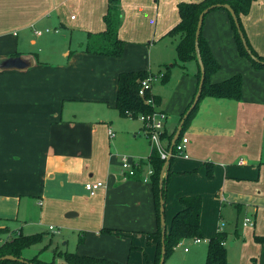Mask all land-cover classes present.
Instances as JSON below:
<instances>
[{
	"label": "crops",
	"instance_id": "1",
	"mask_svg": "<svg viewBox=\"0 0 264 264\" xmlns=\"http://www.w3.org/2000/svg\"><path fill=\"white\" fill-rule=\"evenodd\" d=\"M198 1L121 0L118 35L124 53L116 57L85 49L90 35L106 29L109 0H0L1 227L10 226L13 236L29 228L26 233L45 237L47 227H58L59 250L72 251L75 243L79 254L121 264L154 261L157 248L148 242V234L158 229V219L149 157L137 159L139 171L130 176L123 172L118 152L121 143L130 146L134 137L147 133L144 127L141 132L117 128L127 117L106 108L118 111L121 72L154 73L156 67L172 63L171 55L154 61V50H164L166 40L174 37L168 32L180 22L179 4ZM241 19L250 43L264 56V0H255ZM48 28L55 33L40 39ZM202 34L221 65L211 82L242 71V97L201 98L184 132L189 158L175 156L171 165L167 227L183 207L180 197L201 195L202 239L207 242L224 231L230 263L264 264V243L256 239L264 237V70L255 69L240 54L226 9L206 15ZM74 38L77 47L72 49ZM39 39L45 44L39 47L41 53L34 50ZM62 39H69L67 46L53 47ZM49 50L60 57H52ZM184 68L191 75L179 79L168 102L162 104L163 94L152 86L161 97L157 111L166 113L169 125L197 92L198 63L189 61ZM171 77L172 71L163 83ZM98 180L105 186L90 195L85 183ZM225 211L244 214L232 239L221 226ZM247 218L255 225H245ZM187 241L182 245L188 247ZM45 243L53 245V238ZM205 246L208 243L197 248L206 259Z\"/></svg>",
	"mask_w": 264,
	"mask_h": 264
},
{
	"label": "trees",
	"instance_id": "2",
	"mask_svg": "<svg viewBox=\"0 0 264 264\" xmlns=\"http://www.w3.org/2000/svg\"><path fill=\"white\" fill-rule=\"evenodd\" d=\"M254 1L255 0H201L198 2H181L179 4V13L181 17L180 22L168 32L169 35L178 37V43L176 46L177 61L174 63V65H181L184 67L187 62L195 60L198 63L197 78L199 85L201 78V67L195 44L199 16L201 12L207 7L215 5L205 14V17L213 10L221 8L226 9L223 7V4H229L234 9L239 18L241 28L247 39L252 54L255 57H253L247 51L241 36L239 35L234 18L231 12L226 9L230 14L232 27L235 32L236 43L240 54L243 57H248L252 61V64L255 68H264V56L260 55L250 43L241 19V15L249 13ZM104 21L106 23V29L101 33L90 35L88 41L85 43V49L90 53L120 57L124 53V41L118 35V30L122 22L121 0H109V7L107 13L104 16ZM199 48L206 70L203 90L198 103L185 120V124L178 138V142L183 138L184 132L187 129L191 118L198 109L201 98L212 96L216 98L240 99L242 97L243 79L239 73L221 82H211L212 74L219 70L221 65L214 57L206 38L202 34V30L199 37ZM171 71L172 68L167 66L165 71L162 73V82H167L170 79ZM154 76H156V74L151 73L146 69L124 71L119 74L116 109L121 116L136 118L142 114L147 115L157 111V107L161 104V97L159 95L154 94L152 89L148 90L146 96H141L139 94L142 81ZM148 97H152L154 103H148ZM192 103L193 101L191 104ZM191 104L188 106L186 111L189 109ZM186 111L181 115L179 122ZM176 129L177 126L170 130L165 126L163 132L161 133V139L168 150ZM175 156L177 155L176 148L174 147L170 161L165 168V174L162 177V171L166 165L167 159H163L157 148L152 145L151 154L149 156V164L152 169V173L149 176V181L152 183V189L154 193L158 229L155 232L148 234V242L156 244L157 248L155 259L151 264H159L161 259L163 227L161 225L160 217V197L162 192L165 200H167L168 186L172 172L171 165ZM209 174L212 176L211 173ZM161 179L163 182V188L160 187ZM180 202L182 203L183 207L173 215L171 223L167 227L165 236L166 259L175 250V248L178 247L180 242L195 238H204L201 226L203 203L202 196H182L180 197ZM2 230L4 229L0 228V232H2ZM109 232L111 231L109 230ZM44 237V233H34L30 235H25L22 232L16 233L11 239L5 240L1 244L0 257L11 254L16 257L25 258L35 264H121L106 258L95 257L87 254H79L75 251H62L58 248L54 249V259L51 261L42 260L38 256L26 258L23 255L24 250L42 242ZM256 239L264 243V237L256 236ZM226 240L227 233L224 231H218L215 236L208 239L205 264H232L228 260ZM12 262L16 264H29L26 262L12 261L8 259L0 261V264H9ZM125 264L137 263L127 262Z\"/></svg>",
	"mask_w": 264,
	"mask_h": 264
},
{
	"label": "rangeland",
	"instance_id": "3",
	"mask_svg": "<svg viewBox=\"0 0 264 264\" xmlns=\"http://www.w3.org/2000/svg\"><path fill=\"white\" fill-rule=\"evenodd\" d=\"M49 29V28H48ZM66 31V30H63ZM54 29H49V32H46L44 30V35L42 38L40 39H45L46 37H49L51 35H53ZM64 32H60V34L58 35L59 38L60 35H62ZM40 39L38 40V44L37 46L34 47V50L36 52L41 53V51H39V47L41 48L42 46H44L45 48V44L40 42ZM69 39H62L60 42H56L54 44L53 47H58V46H62V45H66L69 43L68 41ZM77 38H74L71 48L74 49L75 47H77V42H76ZM175 41V42H174ZM178 42V37H171L170 39L168 38L166 40V46L164 50H161L160 48H156L154 50L153 53V57H154V61L158 60L160 56L163 55H167L170 56L171 55V61L170 62H166L163 65H160L158 67H156L153 71L154 74H156V76L158 77L154 82H153V88H155L154 90H156L157 92L163 94V101L162 104L164 102H168L169 98H172V94H173V90L176 87V84L178 83L179 79H181L182 77H184L185 79L188 77V75H191V72L189 71V69L187 70L186 68H184L181 65H176L175 67L172 68V77H171V81L169 83H163L162 80L160 79V72L164 71L166 69V67L168 65L173 64V61L176 62L177 61V53H176V44ZM51 56H56V57H60V54L54 50H49ZM44 58V57H43ZM56 60V59H54ZM244 60L247 61V63L249 65H251L252 67V61L247 57H244ZM245 62L242 63V65H244ZM156 63H154L155 65ZM153 65V67H154ZM255 68V67H254ZM257 69V68H255ZM259 69H263L264 68H259ZM238 73V71H237ZM239 74H241L242 79L244 81V76L242 71H239ZM180 88V87H179ZM180 90H182V88H180ZM109 112L108 113H118V111H116L115 109H109L108 107L106 108ZM180 117H173L172 120L170 121V125L169 123H165V126L170 128V127H175V125L179 122ZM145 122L142 120L141 116L139 117H127V118H123L119 123H118V127L120 128H129L131 131L134 132H141V127L144 129L147 128L146 125H144ZM172 124V125H171ZM170 127H169V126ZM117 130V129H116ZM146 130V129H145ZM135 135V134H134ZM118 152L120 154V157H122L123 155H126L130 158L135 157L136 159H140L141 157L148 159L149 154L151 153V137L148 134H142L138 137H134V143H132L130 146H127L124 143H121L119 145L118 148ZM121 161V158H119V162ZM170 182V181H169ZM222 216V221H221V226L227 231L229 232L228 234V239H232L233 235L232 232L235 230V228L238 226L240 227L243 223L244 220V214H237V213H231V212H223L222 215H220V218ZM167 218V217H166ZM167 221V219H166ZM23 225V223L21 224ZM55 226V225H54ZM4 230H2V232H0V246L1 243H3V241L11 239L13 237V235H11V233L13 231H11V227L10 226H6V227H1ZM29 230V228H25L23 229V234H28L26 233ZM59 228L56 227L55 230H49L48 227L46 229L47 235L46 237L43 238V241L31 246L27 249L24 250L23 255L25 257H33L35 255H37L40 259L42 260H47V261H51L54 259V249L56 246V242L59 240V236L60 234L59 232ZM32 232H36V231H32ZM53 238V245L51 244H44V241L47 240V238ZM202 242L198 245H207L208 241L205 242L203 239H201ZM52 242V241H51ZM47 244V247H46ZM55 244V245H54ZM75 243H73V246L70 248V250L72 251H76L75 250ZM184 244H186V246H188L190 248V251L187 252L185 250V246L183 245H178V247L175 248V250L167 257L165 264H204L205 263V255H204V251L200 252V250L197 248L198 245H196L193 241V239L188 240L187 242H185ZM207 247V246H205ZM43 248V249H42ZM77 252V251H76ZM191 256V257H190ZM9 264H16V263H9Z\"/></svg>",
	"mask_w": 264,
	"mask_h": 264
},
{
	"label": "built area",
	"instance_id": "4",
	"mask_svg": "<svg viewBox=\"0 0 264 264\" xmlns=\"http://www.w3.org/2000/svg\"><path fill=\"white\" fill-rule=\"evenodd\" d=\"M46 31H49V29H46ZM36 34H42L41 30H36ZM160 78L162 77V74L159 75ZM157 76L149 77L142 81L141 87L139 89V94L141 96H146L148 90L152 89L153 82L157 79ZM148 103H154L152 97H148L147 99ZM142 120L145 122L144 125H146V133L151 137V143L154 147L157 148L159 151L161 157L163 159H167L169 156L168 149L165 147L164 142L161 139V133L163 132L165 128V123L167 120V115L164 112L155 111L152 114L147 115H140ZM110 135L114 136L115 132L110 130ZM189 139L187 136H183V138L178 142L175 143L176 148V155L189 158V154L187 151V145H188ZM121 166L122 170L125 174H128L130 176L136 174V171L138 167L140 166V162L137 159L130 158L126 155H123L121 157ZM149 175L152 173V169L150 168L148 171ZM105 186V183L101 180L98 181H87L85 183V188L89 192L90 195H94L98 189ZM250 225H255L253 220H250L249 218L246 219L245 223ZM51 229H53V225L50 226ZM194 242H200L201 238H195L193 239ZM183 242H180L179 245H182ZM185 250H188V247H185Z\"/></svg>",
	"mask_w": 264,
	"mask_h": 264
},
{
	"label": "water",
	"instance_id": "5",
	"mask_svg": "<svg viewBox=\"0 0 264 264\" xmlns=\"http://www.w3.org/2000/svg\"><path fill=\"white\" fill-rule=\"evenodd\" d=\"M214 6L215 5H212L210 7L205 8L201 12V14L199 16V21H198V25H197V29H196L195 44H196V50H197L198 60H199L200 67H201V78H200V82H199L198 89H197V92L195 94L193 103L191 104V106L189 107V109L186 111V113L182 117L180 123L177 126V129L175 131V134L173 136V139H172V142H171V145H170V148H169V156L167 158L166 165H165V167H164V169L162 171V177L164 176L165 168H166V166H167V164L170 161V158L172 156L175 143L177 142V140H178V138H179V136H180V134H181V132L183 130V126L185 124V120L188 117V115L190 114V112L193 110V108L196 106V104L198 103V101H199V99L201 97V94H202L203 85H204V81H205V72H206V70H205V65H204V63L202 61V57H201V53H200L199 37H200V34H201V30H202V25H203V22H204L205 14L211 8H213ZM223 7H225L227 10H229L231 12V14H232V16L234 18V21L236 23V26H237L239 35L241 36V39H242V41H243V43H244L247 51L253 57H255L252 54V51H251V49H250V47L248 45L247 39H246V37L244 35V32H243V30L241 28V24H240V21H239V18L237 16L236 12L234 11V9L229 4H223ZM160 187L163 188L162 179H161ZM160 217H161V225H162L163 229H162V253H161V259H160L159 264H164L165 263V260H166L165 236H166V232H167V222H166V200H165L162 192H161V197H160ZM5 259L12 260V261L26 262V263H29V264H35L33 262L28 261L25 258L16 257V256L11 255V254H7V255H4V256H1L0 257V261L5 260Z\"/></svg>",
	"mask_w": 264,
	"mask_h": 264
},
{
	"label": "bare ground",
	"instance_id": "6",
	"mask_svg": "<svg viewBox=\"0 0 264 264\" xmlns=\"http://www.w3.org/2000/svg\"><path fill=\"white\" fill-rule=\"evenodd\" d=\"M168 152H169V150H168Z\"/></svg>",
	"mask_w": 264,
	"mask_h": 264
}]
</instances>
